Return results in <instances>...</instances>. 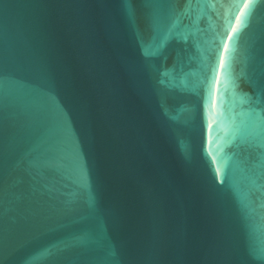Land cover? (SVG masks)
I'll use <instances>...</instances> for the list:
<instances>
[{"label":"water","instance_id":"1","mask_svg":"<svg viewBox=\"0 0 264 264\" xmlns=\"http://www.w3.org/2000/svg\"><path fill=\"white\" fill-rule=\"evenodd\" d=\"M0 264H264V0H0Z\"/></svg>","mask_w":264,"mask_h":264}]
</instances>
